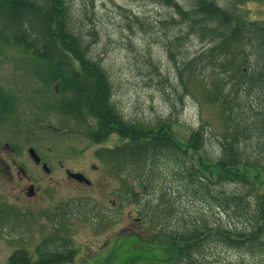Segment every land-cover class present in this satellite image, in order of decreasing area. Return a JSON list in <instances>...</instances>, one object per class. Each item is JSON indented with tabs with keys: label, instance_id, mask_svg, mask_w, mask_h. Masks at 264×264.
Segmentation results:
<instances>
[{
	"label": "rangeland",
	"instance_id": "rangeland-1",
	"mask_svg": "<svg viewBox=\"0 0 264 264\" xmlns=\"http://www.w3.org/2000/svg\"><path fill=\"white\" fill-rule=\"evenodd\" d=\"M215 1L227 8L236 3L237 13L248 21L264 23L263 2ZM176 4L189 10L193 0H172L170 5L162 0H64L68 12L65 20L86 48L88 60L109 80L111 103L125 121L144 127L158 120L166 122L182 144L202 125L204 149L197 156L213 161L220 155L219 141L224 131L221 112L203 102L198 91H183L179 82L177 68L197 55L204 45L179 24ZM14 31L0 23V87L10 90L6 91L8 95L19 91L14 112L22 117L21 121L0 115V139H4L0 141V264H8L9 256L17 249L26 250L35 259L36 246L56 225L50 213L72 203L79 206L73 213L65 212L77 249L72 264H149L152 258L147 256V260L140 258L137 263H130L125 258L132 253L116 249L118 241L134 237L150 247L153 254L158 251L155 247H161L160 256L152 264H179L164 233L173 223L168 226L163 221L160 210L166 204L158 200L160 190L177 196V183L163 168L164 176L155 185L156 192L145 194L144 199L152 206L145 218H139L134 203L120 205L116 194L122 183L113 167L95 153L99 149H113L126 139L111 133L103 142H93L83 125L80 128L64 117L61 105L64 91L54 79L52 65L36 57L26 44L15 42ZM54 86L59 90L55 92ZM85 118L92 127H97L95 119L86 115ZM11 121L18 129L9 125ZM6 143L13 153L2 149ZM28 147L35 149L46 164L47 173L29 159ZM197 156L191 159L194 165ZM65 170L81 172L91 185L68 180ZM248 171L250 180L257 173L261 183L259 194L263 195L264 172ZM29 184L37 191L35 199L22 193ZM223 190L244 193L240 185L234 184H225ZM88 203L92 211L85 216L87 209L81 208ZM249 204L254 207L253 197ZM186 205L189 213L196 217L203 215L211 222L222 225L238 222L207 200H190L185 195L176 198L178 220ZM100 217L104 220L95 222ZM205 246L209 264L219 261L264 264L258 256L218 243L209 242Z\"/></svg>",
	"mask_w": 264,
	"mask_h": 264
},
{
	"label": "trees",
	"instance_id": "trees-1",
	"mask_svg": "<svg viewBox=\"0 0 264 264\" xmlns=\"http://www.w3.org/2000/svg\"><path fill=\"white\" fill-rule=\"evenodd\" d=\"M162 1L172 4V0ZM235 4L227 8L215 0H193L189 10L175 6L179 24L204 45L177 68L179 82L183 91H198L203 102L221 112L224 131L219 141L220 155L208 161L197 156L204 149L202 125L182 144L166 122L158 120L144 127L123 119L111 103L109 80L88 60L86 48L65 20L68 12L64 0H0V23L15 30V42L26 44L36 57L52 65L60 90L71 93L72 100L65 107L75 119L81 116L85 134L96 143L111 133L126 139L113 149L95 153L113 167L122 183L116 194L119 204L134 203L139 218H145L152 208L145 194L156 192L155 185L165 168L177 183V196L160 190L158 200L166 204L160 210L163 221L168 226L173 223L164 233L179 264H209L210 255L204 251L209 242L264 261V193L259 194L257 173L250 180L248 171L264 172V23L248 21L237 13ZM70 59L77 60L80 69ZM85 115L95 119L97 127H92ZM194 155L197 165L191 160ZM225 184L240 185L244 193H226ZM182 195L190 200H207L238 222L222 225L203 215L196 217L189 213L188 205L182 207L178 220L175 202ZM251 197L255 199L254 207L249 204ZM83 208L87 209L85 216L92 211L89 203ZM75 209L79 206L72 203L50 213L56 225L36 246L35 259L26 250L17 249L9 256L8 264H72L77 249L65 214ZM102 220L96 218L95 222ZM118 248L132 253L125 258L130 263L148 257L152 264L161 251V247H155L158 251L153 254L137 237L118 241Z\"/></svg>",
	"mask_w": 264,
	"mask_h": 264
},
{
	"label": "flooded vegetation",
	"instance_id": "flooded-vegetation-1",
	"mask_svg": "<svg viewBox=\"0 0 264 264\" xmlns=\"http://www.w3.org/2000/svg\"><path fill=\"white\" fill-rule=\"evenodd\" d=\"M70 61L73 62V63H76L74 65H77V66L79 65V62L77 60H75V59H70ZM54 89H55L54 90L55 92L59 90V89L57 90V86H54ZM110 89H111V87H110ZM6 91H10V90H5V89H2L0 87V115L4 119L6 117H12L14 120L15 119H20L22 121V117H19V116L15 115V112H14L15 111L14 108L17 106V105H15V102H16V100L19 101V97H20L19 91L14 93V94H11V95H8L6 93ZM70 99H71V93L69 91H65V94H64V97H63V104L64 105L62 106V113H63L64 117H66L68 119H71L75 123V125H78L81 128V116L79 117V119H75L73 116L69 115L70 114V109H66V107H65ZM64 110H65V114H64ZM27 124H28V121H27L26 125ZM32 124H33V122H31L29 124V126H31ZM9 125L11 127L15 126L18 129V126L16 125V123L14 121H11ZM3 140L4 139H0V141H3ZM5 141H8V140H5ZM29 148H32V147H28V149L26 150L27 155H28ZM2 149L11 151L13 153L12 149H10V147H9V145L7 143L4 145V147ZM28 157H29V155H28ZM29 159H31V158L29 157ZM33 163L36 166H40L42 170H43V165L46 166V164L43 161H41L40 158H39V162L38 163H35L34 161H33ZM19 171H20V173H22L24 175V170L23 169L20 168ZM48 171H49V169H48ZM68 172H72V171L65 170V173H66V176H67L68 180L74 181V182L78 183L79 185H81V183L75 181L73 178L68 177V175H67ZM79 173H81V172H79ZM22 193H24V196L29 198V199H35L37 197V191L34 189V187L31 184H29L27 187H25V189L23 188ZM29 193H31L32 195H28ZM136 221L139 222V219H137Z\"/></svg>",
	"mask_w": 264,
	"mask_h": 264
},
{
	"label": "water",
	"instance_id": "water-1",
	"mask_svg": "<svg viewBox=\"0 0 264 264\" xmlns=\"http://www.w3.org/2000/svg\"><path fill=\"white\" fill-rule=\"evenodd\" d=\"M28 155L30 156V158L35 162L38 163L39 162V157L37 156V154L35 153V150L32 148H29L28 150ZM43 170L45 172L48 171L47 167L45 165H43ZM68 177L73 178L75 181L80 182L82 184H85L87 186H89L91 184V182L81 173H73V172H68ZM28 195H32L31 193H29Z\"/></svg>",
	"mask_w": 264,
	"mask_h": 264
}]
</instances>
